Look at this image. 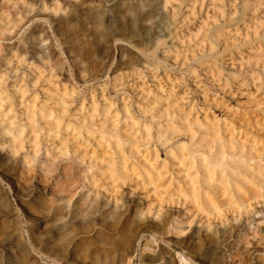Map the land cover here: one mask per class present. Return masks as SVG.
<instances>
[{
	"label": "rangeland",
	"instance_id": "1",
	"mask_svg": "<svg viewBox=\"0 0 264 264\" xmlns=\"http://www.w3.org/2000/svg\"><path fill=\"white\" fill-rule=\"evenodd\" d=\"M185 261L264 264V0H0V264Z\"/></svg>",
	"mask_w": 264,
	"mask_h": 264
},
{
	"label": "bare ground",
	"instance_id": "2",
	"mask_svg": "<svg viewBox=\"0 0 264 264\" xmlns=\"http://www.w3.org/2000/svg\"><path fill=\"white\" fill-rule=\"evenodd\" d=\"M204 157H205V159L207 158L206 156L207 155H203ZM206 170L209 172L210 171V168H206ZM11 176V175H10ZM9 176V177H10ZM180 194L181 195H183V197L185 198V197H188L187 195H185V193L184 192H180ZM194 196V195H193ZM193 198V197H192ZM171 202L173 201L172 199L170 200ZM231 204L232 203H230L228 206L229 207H231ZM232 205H234L235 207H236V209H238V211H240L241 210V208L244 206V208L245 207H247V205H248V202L247 201H244V200H242V199H240L239 198V200H237V202H234ZM243 205V206H242ZM214 209H216L215 207H214ZM243 209V208H242ZM177 227H179L178 225H177ZM183 262V261H182ZM181 264H187L186 263V261H185V263H181Z\"/></svg>",
	"mask_w": 264,
	"mask_h": 264
}]
</instances>
